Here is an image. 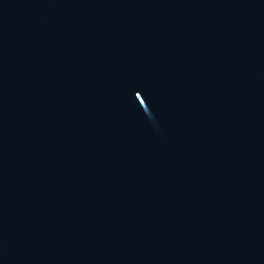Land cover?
Instances as JSON below:
<instances>
[{
    "label": "water",
    "instance_id": "95a60500",
    "mask_svg": "<svg viewBox=\"0 0 264 264\" xmlns=\"http://www.w3.org/2000/svg\"><path fill=\"white\" fill-rule=\"evenodd\" d=\"M0 264H264V0H0Z\"/></svg>",
    "mask_w": 264,
    "mask_h": 264
}]
</instances>
